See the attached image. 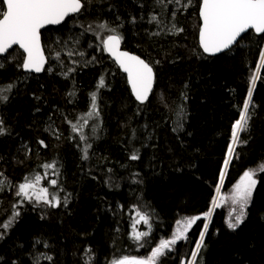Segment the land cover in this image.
Returning a JSON list of instances; mask_svg holds the SVG:
<instances>
[{"label": "trees", "instance_id": "trees-1", "mask_svg": "<svg viewBox=\"0 0 264 264\" xmlns=\"http://www.w3.org/2000/svg\"><path fill=\"white\" fill-rule=\"evenodd\" d=\"M81 1L43 33V75L24 73L18 49L0 58V180L11 185L0 192V264H122L182 222L184 241L160 264L191 259L203 232L193 264H264V35L208 57L202 0ZM110 35L153 67L146 104L105 54ZM250 171L245 222L229 229L217 207L206 230L219 187Z\"/></svg>", "mask_w": 264, "mask_h": 264}, {"label": "water", "instance_id": "water-1", "mask_svg": "<svg viewBox=\"0 0 264 264\" xmlns=\"http://www.w3.org/2000/svg\"><path fill=\"white\" fill-rule=\"evenodd\" d=\"M0 58L14 49L24 55L22 69L34 76L44 74L48 58L43 33L59 28L78 16L81 0H1ZM199 46L208 57L229 52L249 32L264 35V0H202L199 11ZM105 54L126 76L131 94L141 105L152 97L156 86L153 67L141 56L123 47L120 36L110 35L102 43ZM203 220L206 217L203 216ZM122 264H138L127 261Z\"/></svg>", "mask_w": 264, "mask_h": 264}, {"label": "rangeland", "instance_id": "rangeland-1", "mask_svg": "<svg viewBox=\"0 0 264 264\" xmlns=\"http://www.w3.org/2000/svg\"><path fill=\"white\" fill-rule=\"evenodd\" d=\"M68 58L75 59V56L71 53H68L65 51L64 53ZM259 72V71H258ZM258 72H256L255 78L253 82L256 81V78L258 76ZM244 116V115H243ZM243 122V121H242ZM242 122L238 123L235 129V141L232 145V148L230 150L229 158L232 156V152L234 149V146L236 144V141L238 139V134L242 128ZM261 170H264V166L261 167ZM256 171H250L247 173H244L242 177L238 180V182L230 189L228 193H223L221 191V186L219 187V190L216 194V197L214 199L212 208L210 210V215L208 219L206 220V227L209 225L212 214L214 210L218 208H223L226 211V224L227 227L231 230L238 229L246 220L249 207L252 204L253 201V195L255 188L258 184V181L255 179ZM10 184L4 179L1 178L0 180V192L9 189ZM25 193L28 195L30 194L27 189L24 190ZM186 225L184 222H182L180 225L177 226L175 229L174 234L172 237L168 240H162L158 244V246L149 254H147L144 257L141 258H132V260H126V261H133L138 264H160L161 260L167 255V253L174 250V247L176 243H181L184 241V235H185ZM205 231V229H204ZM206 232H203L198 246L195 248V253L192 256L191 259L189 258H183L181 261V264H193L197 255V252L199 251V248L201 246V243L203 241V238L205 236ZM123 260V261H125ZM122 261V262H123Z\"/></svg>", "mask_w": 264, "mask_h": 264}, {"label": "bare ground", "instance_id": "bare-ground-1", "mask_svg": "<svg viewBox=\"0 0 264 264\" xmlns=\"http://www.w3.org/2000/svg\"><path fill=\"white\" fill-rule=\"evenodd\" d=\"M248 105H249V100L247 101V105H246V109L244 110V112H243V117L241 118V122L243 121V119L245 118V116H246V110H247V108H248ZM206 221V220H205ZM208 226V225H207ZM206 230H208V228L206 227Z\"/></svg>", "mask_w": 264, "mask_h": 264}]
</instances>
